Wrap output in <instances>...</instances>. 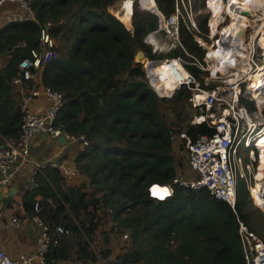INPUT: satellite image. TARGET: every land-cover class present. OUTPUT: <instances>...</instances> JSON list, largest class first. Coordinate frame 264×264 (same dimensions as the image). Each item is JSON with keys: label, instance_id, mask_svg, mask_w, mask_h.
<instances>
[{"label": "trees", "instance_id": "obj_1", "mask_svg": "<svg viewBox=\"0 0 264 264\" xmlns=\"http://www.w3.org/2000/svg\"><path fill=\"white\" fill-rule=\"evenodd\" d=\"M29 1L33 17L0 28V58H5L0 67V133L18 135L23 114L20 106L15 107L13 78L19 74L18 62L31 49H40V30L48 23L57 41L56 55L41 70V83L63 96L56 124L84 134L89 142L84 161L80 155L77 164L93 188L87 192L83 185L65 186L59 170L52 167L35 189L25 192L27 211L38 202L52 227L60 224L67 230L50 247L46 261L97 260L98 256L107 260L110 250L99 248L97 239L107 242L104 225L110 224L120 237L128 229L130 241L122 261L109 259L111 264H247L238 220L259 236L256 220L264 225V213L256 209L255 216L248 209L251 203L243 184L235 209L205 188L178 185L170 155V132L177 129L162 103L179 102L189 89L184 86L174 97H160L148 83L144 65L140 61L141 67L134 65L137 49L151 51L145 36L157 28V6L167 15L175 0H141L143 9L155 14L135 8L138 17L131 30L107 11L114 0ZM179 28L187 52L201 54L187 23L181 20ZM156 64L150 69L158 87L163 80ZM191 71L198 76L199 70ZM211 131L205 124L186 126L191 139ZM153 184L168 185L172 192L163 200L151 197L148 188ZM246 206L251 220L243 215Z\"/></svg>", "mask_w": 264, "mask_h": 264}, {"label": "built area", "instance_id": "obj_2", "mask_svg": "<svg viewBox=\"0 0 264 264\" xmlns=\"http://www.w3.org/2000/svg\"><path fill=\"white\" fill-rule=\"evenodd\" d=\"M15 3L17 11L6 12V3ZM183 9L185 7L183 6ZM26 17H33L28 0H0V28L8 22H20ZM183 18L182 7L176 3L173 10L164 16L162 23L164 31L173 37L176 42H179V20ZM188 19L191 21L189 28L192 32L195 41L198 45H204V40L199 37V29L193 20L192 14H188ZM228 16L224 22L228 21ZM162 20V21H161ZM2 22V24H1ZM223 23V21H222ZM208 32L205 33L210 46L222 50L239 52L233 54V59L222 61L219 63V68L215 71L214 76L211 75L209 62L206 60L207 47L205 49L202 60L199 61V67L209 71V76L204 77L207 85L210 79H224L225 89L219 84L214 86H205L195 80L193 75L188 72L187 76L178 80L176 90L181 86L190 87L194 93L189 98L191 106L194 108V115L191 118V125L205 124L212 129L210 133H198L194 139H188L185 150L187 164L190 169L191 177H176L175 181L179 186L190 189H207L216 199L227 203L232 209L238 199V187L240 184L245 185L248 192V199L255 208L263 209L255 202L252 196L250 186L256 182L255 173L258 171V160L260 153L256 151L254 144L259 133H264V106L261 108L256 105V97H253V92L248 89L246 80L248 73L254 72L257 69V61L264 58L263 52L259 50L257 43L251 42L250 60L242 57L240 53L245 51V44L249 41V29L245 31L248 35V41L245 42L239 38V34L231 35L224 33L221 29H217L212 33L211 28L207 24ZM49 24H45L40 30V49H31L30 55L22 58L18 62V72L13 78V83L24 88V82L34 81L28 91H25V99H31L38 96L41 91L46 95L48 106L44 112H34L25 110L20 124L19 132L16 137L3 138L0 145V193L1 189L8 185L14 175L22 169L24 164H30L36 169L40 168V163L31 159L30 146L32 138L35 134L41 133L51 135L55 138L62 136L69 143L87 146L89 144L84 134H73L61 126L56 124L57 114L63 105L62 94L55 89H51L44 85H38L36 77L43 67L50 62L56 55L57 41L48 31ZM149 42V41H148ZM187 55V52H185ZM193 57V55H190ZM260 56V58H256ZM184 66L187 62L180 56L175 57ZM166 62L169 57L164 59ZM203 64L207 67L204 68ZM236 65V70H233ZM240 75L237 76V74ZM235 76L234 81L226 79L227 77ZM201 78V77H200ZM203 82L204 79L201 78ZM147 81V80H146ZM153 87V84H151ZM206 88H204V87ZM172 91V90H171ZM203 97L198 99L197 96ZM240 97H244L252 102L255 106L253 111H249L247 106L240 101ZM248 114V116H247ZM256 123V124H255ZM187 126V125H186ZM187 135L186 127L183 131L180 129L171 130L170 139L185 138ZM250 140V141H248ZM252 140V141H251ZM183 143V144H184ZM250 143V144H249ZM246 152L247 154H244ZM252 152L255 155H252ZM48 165L57 168L64 178V182H69L78 172L77 165L74 162L64 161L61 164L49 161ZM264 171V169H262ZM161 185V184H160ZM169 189L171 187L164 185ZM152 186L148 188L149 195L154 197L151 192ZM264 197V193L262 195ZM41 207L38 202L34 203L31 219L38 230L36 250L33 255L18 254L11 255L5 249L0 247V264H31L33 260H38L42 264H57L58 261H46V253L52 245L59 241L60 234L67 230L60 224L52 227L41 215ZM264 212V211H263ZM6 214L0 197V217ZM12 225H18L16 217H9ZM238 233L244 249V256L247 264H264V242L262 239L251 230L243 221L238 220ZM127 236V235H126ZM69 264H106L104 259H77Z\"/></svg>", "mask_w": 264, "mask_h": 264}, {"label": "rangeland", "instance_id": "obj_3", "mask_svg": "<svg viewBox=\"0 0 264 264\" xmlns=\"http://www.w3.org/2000/svg\"><path fill=\"white\" fill-rule=\"evenodd\" d=\"M126 1H129V0H114L111 4H109L107 6V11L111 15H113L119 22H121L125 26V28H127V29H130V30L132 29L133 20L136 17H138L135 14V10H134L135 8H137L139 11H148V12L155 14V12L143 9V6L141 4V0H130L132 12L130 15L131 18H130V23L128 26L119 19V16L122 15V12L124 10V5H125ZM29 3H30V1H29ZM176 3L180 4V6L182 7V11H183V18H180V20H179V27H180L181 20L183 22L187 23L188 26H190L189 24H191V21L188 19V14L189 13L192 14L193 20L196 23L197 28L199 29V34H200L199 37H201V39H203L206 43H208V38L206 37L205 33L208 32L206 21L208 18L209 11L206 7L204 8V6H205L204 0H175L174 5ZM136 4H138L137 7H136ZM183 6L185 7V9H183ZM17 8L18 7L15 3H12V2L6 3V8H5L6 11L4 13L6 14V12L9 13V11H17ZM157 10H158L157 11L158 14L157 13L156 14L158 16V20H159V18H161L163 20L164 16H167V15L162 13L160 11V9L158 8V6H157ZM161 15H162V17H161ZM158 20H157L156 30L150 31L145 36L146 37L145 40L147 41L148 44L151 45V46H148V45H146V46L149 50L151 48V51L142 50L144 52L143 57L139 56V57L135 58L134 59V61H135L134 65L139 66L140 63H138V61H140L144 65V67L147 69V63L150 62V60L147 57H149L151 59L161 60V59H165L167 57L175 58L176 56H180L187 62V64L185 65V67L188 69L187 71L188 72L190 71V73L193 75L195 80L200 82L201 86L202 85L214 86L215 84H219L221 86V88L225 89V86L223 84L225 78H223V77H221L219 80L210 79L208 84L207 85L205 84L204 77L209 76V71L200 68L198 60L199 61L202 60V58H203L202 56L204 55L206 47L204 45L202 46V44H201V48H202L201 52L202 51L203 52L202 53L200 52L201 54H199V55H195V54L193 55V54L188 53L187 50L185 49V47L183 46V43L181 42V40L179 42H176V40L173 39L172 36H170L169 34H167L164 31V29L162 28V23H160ZM11 22H14V21H11ZM1 24H2V22H1ZM3 27H5V26H3ZM178 31H180V28ZM191 31L194 32L193 29ZM149 34H152L154 36L157 45H152L150 42H148V35ZM192 36H193V34H192ZM179 39H180V36H179ZM193 39H194V36H193ZM139 50H141V49H139ZM175 50L176 51L179 50V52H177L174 55L173 53H175ZM181 52H183V53L187 52L188 54L193 55V57L188 55L191 58V60L185 59ZM256 58H260V56H257ZM143 59L146 61L144 62ZM157 65L158 64H156V68H157ZM187 65H188V67H187ZM139 67H141V65ZM203 67L206 68L207 65L203 64ZM190 69L191 70H193V69L199 70L198 76H196L194 74V72H192ZM142 77L143 76H141V78ZM200 77L204 79L203 82H201L202 79ZM161 83H163V81H161ZM161 83L158 86V88H160V91H158L156 88L157 84L153 85V87L151 85L152 83H149V84L151 85L152 89L156 92V94H158V96H160V97H165L167 99L170 97H174L176 95L178 89H176L174 91L173 90L168 91V90H166L167 88L164 85L162 86ZM258 84H261V83H258ZM182 87H184V86H181L180 88H182ZM185 87L189 89V94L186 97H183L181 100H179V102L176 103L173 101H171V102L164 101L162 103L163 108L165 109L166 113L169 116L170 123L172 124L173 127H176L177 131H178V129H180V131H183L184 128L186 127V125H188V123H190L191 118L194 115V108L191 106V104L189 102V98L192 96L194 91L188 86H185ZM204 88H206V87H204ZM163 89H165V91ZM225 93L228 94L226 89H225ZM240 101H242L247 106L249 111H253L255 109V106L248 99H246L244 97H240ZM187 138L190 139L189 136L186 135L185 138H179V139L174 138V140L171 141L172 150H171L170 155L172 158L173 167L175 169L176 177H184V178L191 177L190 169H189L188 164H187V157H186L187 153H186V150L184 147V145L186 146V142L184 143V141H186ZM244 154H247V153L244 152ZM88 189L89 188H87V190ZM114 196L119 198V200L124 199L123 197H121L120 195H117V194H115ZM248 209H250L251 211H254V214L256 213L255 216L259 215L257 210L261 211L260 209L255 208L252 205L248 206ZM248 209L246 206V208H245L246 212H245V214L243 213V215H244L246 220H247V217L249 220H251L250 216L252 214L250 212L248 213ZM261 212L264 213L263 211H261ZM105 222L110 223L109 218H107L105 220ZM263 224H264V218H263ZM256 225L258 226V231L260 234L259 236L262 239V241L264 242V225H262V222L258 221V219L256 220ZM109 227H110V224L104 225V228H106L105 234L108 235V237H109L107 242L106 243L104 242L105 244H103L102 239H97L98 243H100L101 245L96 243L99 248L103 247L104 249L108 248V250H110V257L107 258V260H105L103 258L105 260L106 264H111L109 259L111 261H115L117 259H118V262L122 261V255L124 254V252H126V247L129 246V244H130V241H128V231H129L128 229H126L125 234L122 235V237H120L119 235H116L115 232ZM101 237H103V235Z\"/></svg>", "mask_w": 264, "mask_h": 264}, {"label": "bare ground", "instance_id": "obj_4", "mask_svg": "<svg viewBox=\"0 0 264 264\" xmlns=\"http://www.w3.org/2000/svg\"><path fill=\"white\" fill-rule=\"evenodd\" d=\"M204 3L209 11L207 24L211 28L212 33L217 29L223 28L222 31L229 36L237 33L240 36L239 38L247 42L248 35L245 34V31L249 29V41L245 44V51H242L240 55L250 60L251 42L254 40L259 50L264 54V0H204ZM131 12V1L129 0L126 1L122 15L119 16V19L128 26ZM227 16L229 19L227 22H224ZM152 34L148 35V41L152 45H157ZM204 45L207 47V54L205 57L210 64L209 67L212 71V76H214L215 71L219 68V63L221 65L224 64L222 61H229L230 63V58L233 59V54L239 53L233 52L232 50H222L220 47L214 48L210 46V43H206L205 41ZM143 54L144 53H139L142 57ZM155 63L158 64L157 74L162 78L164 82L163 85L168 91L175 89L178 86V80L188 75L185 66L179 60H176V58H170L167 62L164 59L154 60L153 62L150 61L148 62L149 65H147L146 70L148 81L153 85L155 76L152 74L150 68L154 66ZM233 67H235L233 70H236V65H233ZM238 75H240V73H238L237 76ZM226 79L232 82L235 76L227 77ZM246 84L248 85V89L252 88L250 90L253 92V97L257 99L256 105L261 108L264 103V58L257 61V69L254 72L250 71L248 73ZM156 88L159 91V88ZM202 97V95L197 96L198 99ZM256 139L257 142L254 146L256 151L260 153V159L257 162L258 171L255 173L256 182L250 186V190L255 202H257L264 211V197L262 198L264 193V171L262 170L264 169V133H259ZM252 155L254 156L255 153L252 152ZM151 186V192L154 197H158V199L170 194L166 186L158 184H153Z\"/></svg>", "mask_w": 264, "mask_h": 264}, {"label": "crops", "instance_id": "obj_5", "mask_svg": "<svg viewBox=\"0 0 264 264\" xmlns=\"http://www.w3.org/2000/svg\"><path fill=\"white\" fill-rule=\"evenodd\" d=\"M5 58H0V67L3 66ZM38 85L41 83V72L36 77ZM34 84V81L24 82V88L19 85H15V94L13 99L15 101V107L20 106L22 114L25 110L34 112H44L48 106V100L46 95L41 91L38 96L31 99H25V91H28ZM3 138L6 137L0 133V145L3 142ZM87 146L79 144L69 143L67 141L61 142L58 137L55 138L51 135L37 133L33 136L30 146L31 159L40 163V168L35 173V169L30 164H24L22 169L17 172L10 183L1 189L2 193L9 190L10 187H14L16 193L12 196V202L7 207H4L6 214L0 217V247L5 249L11 255L16 256L20 253L25 255H33L36 250L38 230L36 225L31 219L33 211H27L23 206V200L26 191H32L35 186L38 185V179L43 177L45 170L52 168L48 165L49 161L61 164L64 161L74 162L77 165V160L82 155L84 161V152ZM84 155V156H83ZM83 185L85 191H92V186L84 173L79 171L69 181L65 182V186H79ZM87 188H89L87 190ZM100 192L97 193V196ZM40 199V195L36 197ZM9 217H16L18 225H12ZM98 258H101L98 256ZM103 259V258H101ZM77 260L76 258L58 260L57 264H69ZM106 260V259H105ZM104 260V261H105ZM31 264H42L38 260H33Z\"/></svg>", "mask_w": 264, "mask_h": 264}, {"label": "water", "instance_id": "obj_6", "mask_svg": "<svg viewBox=\"0 0 264 264\" xmlns=\"http://www.w3.org/2000/svg\"><path fill=\"white\" fill-rule=\"evenodd\" d=\"M138 52L139 53H144L142 50L137 49L136 52H135V54H134V59L137 58V56H138L137 53ZM58 139L61 142H64L65 141L64 137H62V136H59ZM15 193H16V191H15V188L13 186L10 187L7 192L0 193L1 201H2V204H3L4 207H7L8 205L11 204V202H12V196Z\"/></svg>", "mask_w": 264, "mask_h": 264}, {"label": "clouds", "instance_id": "obj_7", "mask_svg": "<svg viewBox=\"0 0 264 264\" xmlns=\"http://www.w3.org/2000/svg\"><path fill=\"white\" fill-rule=\"evenodd\" d=\"M169 195H170V194H169ZM169 195H168V196H169ZM168 196H166V197H168ZM155 198H156V197H155ZM156 199H158V197H157ZM163 199H164V197H163V198H161L160 200H163Z\"/></svg>", "mask_w": 264, "mask_h": 264}]
</instances>
